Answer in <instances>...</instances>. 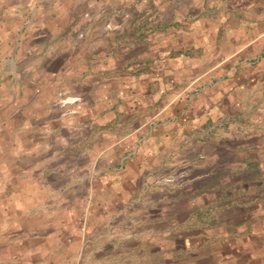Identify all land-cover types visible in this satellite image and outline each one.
Masks as SVG:
<instances>
[{
	"label": "rangeland",
	"instance_id": "374dc122",
	"mask_svg": "<svg viewBox=\"0 0 264 264\" xmlns=\"http://www.w3.org/2000/svg\"><path fill=\"white\" fill-rule=\"evenodd\" d=\"M216 2L0 0V264H264V137L197 111Z\"/></svg>",
	"mask_w": 264,
	"mask_h": 264
},
{
	"label": "crops",
	"instance_id": "0c3cea01",
	"mask_svg": "<svg viewBox=\"0 0 264 264\" xmlns=\"http://www.w3.org/2000/svg\"><path fill=\"white\" fill-rule=\"evenodd\" d=\"M217 2L222 11H210V27L198 33L202 38L193 44L200 62L194 82L213 101L197 111L201 122L208 119L212 126H221L220 137L240 133L245 146H260L262 139L253 138L264 137V0ZM65 73L71 76V71ZM184 153L182 146L180 158ZM80 238L73 246L81 245Z\"/></svg>",
	"mask_w": 264,
	"mask_h": 264
}]
</instances>
